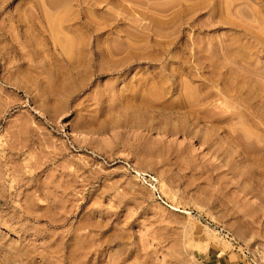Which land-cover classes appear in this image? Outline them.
<instances>
[{"label": "rangeland", "instance_id": "1", "mask_svg": "<svg viewBox=\"0 0 264 264\" xmlns=\"http://www.w3.org/2000/svg\"><path fill=\"white\" fill-rule=\"evenodd\" d=\"M228 255L264 264V0H0V264Z\"/></svg>", "mask_w": 264, "mask_h": 264}, {"label": "crops", "instance_id": "2", "mask_svg": "<svg viewBox=\"0 0 264 264\" xmlns=\"http://www.w3.org/2000/svg\"><path fill=\"white\" fill-rule=\"evenodd\" d=\"M231 259V255H228V256H224L220 262V264H240V262L238 261L237 257H232Z\"/></svg>", "mask_w": 264, "mask_h": 264}, {"label": "bare ground", "instance_id": "3", "mask_svg": "<svg viewBox=\"0 0 264 264\" xmlns=\"http://www.w3.org/2000/svg\"><path fill=\"white\" fill-rule=\"evenodd\" d=\"M65 44H66V43H65ZM67 44H68V41H67ZM68 48H69V46H68ZM68 48H67V49H68ZM206 95H207V94H206ZM204 99H205V98H204ZM199 100H200V98H199ZM210 100H211V99H210ZM220 103H221V102H220ZM187 104H188V103H187ZM228 105H229V104H228ZM230 105H231V104H230ZM198 106H199V105H198ZM179 107H180V105H179ZM235 107H236V106H235ZM208 109H209V108H208ZM197 110H198V109H197ZM205 110L208 111L207 109H205ZM210 110H212V109H210ZM199 112H200V111H199ZM202 112H203V111H202ZM209 112H210V111H209ZM209 112H208V113H209ZM218 112H219V111H218ZM206 113H207V112H206ZM200 114H201V112H200ZM214 114H215V113H214ZM219 114H220V113H219ZM207 115H208V114H207ZM207 115H206V116H207ZM210 115H212V117L214 116L213 114H210ZM210 115H209V116H210ZM207 117H208V116H207ZM207 117H206V118H207ZM209 118H210V117H209ZM215 119H216V118H215ZM208 120H209V119H208ZM212 120H213V119H212ZM207 122H208V121H207ZM212 122H213V121H212ZM239 140H240V139H239ZM240 142H241V140H240ZM241 143H243V142H241ZM243 144H244V143H243ZM245 145H246V144H245ZM246 147H248V146H246ZM244 148H245V146H244ZM248 148H249V147H248ZM248 148H247V149H248ZM249 149H250V148H249ZM254 152H255V151H254ZM261 184H262V183H261ZM255 188H256V187H255Z\"/></svg>", "mask_w": 264, "mask_h": 264}]
</instances>
